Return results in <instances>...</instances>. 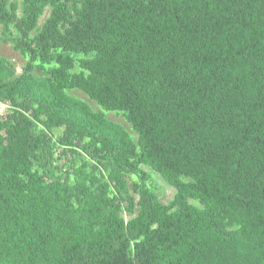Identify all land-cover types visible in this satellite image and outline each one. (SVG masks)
Segmentation results:
<instances>
[{"label":"trees","instance_id":"trees-1","mask_svg":"<svg viewBox=\"0 0 264 264\" xmlns=\"http://www.w3.org/2000/svg\"><path fill=\"white\" fill-rule=\"evenodd\" d=\"M18 11L0 0L27 57L0 56V264H264V0Z\"/></svg>","mask_w":264,"mask_h":264},{"label":"rangeland","instance_id":"rangeland-1","mask_svg":"<svg viewBox=\"0 0 264 264\" xmlns=\"http://www.w3.org/2000/svg\"><path fill=\"white\" fill-rule=\"evenodd\" d=\"M18 3L19 6V16H22V0H10ZM51 13V8L48 7L43 15L39 19L38 23V29L33 32L32 35H35L40 29H42L45 21L47 18L50 16ZM3 27L0 25V56L8 59L13 66L16 69L17 74H21L23 71V67L25 66L27 62V57L25 53H22L21 51L17 50L14 48V45L11 43H5L2 38H3ZM36 74L38 75H43L42 72L37 71ZM70 95L75 96L79 99L84 100L87 102L94 111L96 112H101L102 108L99 106L97 102L94 100L90 99L89 96L84 93L81 90H73L69 92ZM10 111V107L8 104H1L0 103V115L5 116L8 112ZM108 119L111 121L121 125L122 127L125 128V130L133 137L134 140H137V134L133 131L131 125L127 122L126 117L123 113L121 112H109L106 114ZM144 169L148 172L151 173L152 175V180H151V185H152V190L155 192L157 197L159 198L160 202L163 204H168L170 201L174 199V196L176 194L175 188L172 186L168 185L162 177L152 171L151 168L149 167H144ZM131 184V183H130ZM133 196L135 197L136 201L138 200V195L133 192ZM196 203V202H195ZM138 212V209H137ZM127 219L129 217L125 215Z\"/></svg>","mask_w":264,"mask_h":264}]
</instances>
